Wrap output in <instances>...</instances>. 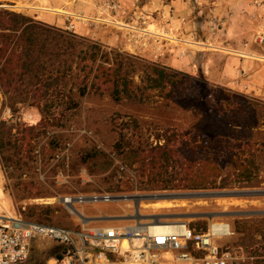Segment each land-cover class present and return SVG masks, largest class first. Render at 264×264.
I'll return each mask as SVG.
<instances>
[{
  "label": "rangeland",
  "instance_id": "obj_1",
  "mask_svg": "<svg viewBox=\"0 0 264 264\" xmlns=\"http://www.w3.org/2000/svg\"><path fill=\"white\" fill-rule=\"evenodd\" d=\"M119 2L121 7L117 14L126 25L120 28L123 29L121 33H117L116 30L119 28L114 26H104L102 29L93 27V31L89 28L92 27L90 25L81 29L79 24L78 29L73 31L66 28L68 21L63 13L69 11L93 15L95 10L90 0H0L1 12L7 10L32 16L44 23L76 33L80 37L99 42L107 48H116L164 65L171 72L186 79L181 87L175 89L172 99L153 95L145 102L128 99L115 101L109 95L89 94L80 97L77 88L73 87L72 82H68L64 92L50 93L47 99H40L47 122L58 117L60 119L58 125H38L43 114L41 108L31 104L36 97H32L27 91H20L27 102L16 104L21 96L13 88L7 91L0 81V122L12 121L28 126L34 125L37 126L35 132L38 133L33 153L35 160L30 161L28 166L7 167L0 158V188L3 190V198L0 200L1 212L22 215L38 222L42 219L41 223L78 230L82 217L77 212L72 213L63 204L61 201L63 196H91L104 193L142 196L164 192L264 190V110L258 123L241 125L231 122L221 110L223 104L226 111L234 115L229 110L228 103L240 101L245 104L254 101L264 106V43L256 41L257 34H264V0H119ZM56 9L64 12L56 13L54 11ZM151 13L158 26L163 29L167 27L171 32H175V36L164 34L166 36L160 37H172L169 38L170 43L174 49L178 48L175 51L173 48L164 50L161 54L155 55V60L144 55L151 42L149 32L151 28L145 22V14ZM158 16L160 18H157ZM7 19L8 16L4 17L5 21ZM152 29L157 32L156 28ZM176 33L180 36L184 34L183 40L186 41L180 42V36ZM113 34L122 39L124 46L106 42L105 36ZM154 42V46L158 45L160 49L163 46L168 47L160 40ZM125 46H128V50H125ZM180 48L184 50L185 55ZM164 61L168 64H163ZM136 78L138 79V76ZM71 88L74 89L73 96L79 102L75 109L67 108V97L62 95L64 93L68 95ZM129 116L140 121L142 125L140 139L150 144L164 143L163 135L166 132L175 133L179 144L186 143L188 134L191 133H204L213 139L221 136L247 142L251 146V151L247 153L254 154L259 163V175L250 184L237 183L222 189L143 190L145 184L142 181H146V178L140 175L139 163L133 162L126 154L114 151L121 131L135 143L136 137L133 133L136 129L126 124ZM55 139L59 142V147L51 152L50 141ZM95 148L102 150L107 156L97 161L83 162L82 155ZM221 164L224 180L234 178L227 157L222 158ZM41 190L50 191L52 196L38 195ZM171 201L172 203H166ZM136 202V199L88 202L84 205L77 204L76 209L88 217H120L91 221V225H131L136 223V219H129L126 216L129 212H132L130 214L136 212ZM138 202L142 215L221 211L261 212L216 215L213 220L230 223L233 234L220 238L218 242L227 244L237 251L242 257L237 264H264L263 194L177 199L140 197ZM156 202H162L167 208L155 206ZM142 203L149 206L144 207ZM186 220L196 229L208 226L211 221L208 217H189ZM253 223L260 225L261 230L248 228V224ZM35 243L27 264L40 259L46 262L47 259L44 258L47 249L60 245L43 238L36 240ZM42 251L46 253L42 254Z\"/></svg>",
  "mask_w": 264,
  "mask_h": 264
},
{
  "label": "trees",
  "instance_id": "obj_2",
  "mask_svg": "<svg viewBox=\"0 0 264 264\" xmlns=\"http://www.w3.org/2000/svg\"><path fill=\"white\" fill-rule=\"evenodd\" d=\"M0 26V81L7 91L13 88L21 96L16 104L27 102L20 91H27L36 97L31 104L41 108L43 114L38 125L60 123L58 117L47 122L40 99H47L50 93L64 92L68 82L77 88L80 97L109 95L115 101L128 99L138 102H145L153 95L172 99L175 89L186 82L184 77L164 65L116 48H107L29 15L0 11ZM73 90L71 88L68 95L62 94L67 97L69 109L79 106ZM228 105L234 115L228 113L223 104L221 110L238 125L258 123L264 110L263 105L254 101ZM126 124L136 129L133 133L135 143L121 131L114 151L126 154L133 162L139 163L140 175L146 178L142 181L145 184L143 190L222 189L237 183L250 184L259 175L260 166L255 155L247 153L251 151V146L240 139L221 136L213 139L204 133H191L186 143L179 144L175 133L166 132L164 143L150 144L141 141L142 125L137 118L129 116ZM36 129L37 126L20 122H0V158L5 166H28L30 161L35 160ZM50 145L51 152H54L59 142L55 139L50 141ZM106 156L105 152L95 148L85 152L82 161H97ZM224 157L228 158L235 175L230 180L223 177L221 160ZM37 194L52 196L50 191L43 190ZM40 222H43L42 219ZM253 224H248V228L261 230L260 225ZM64 249L63 245L49 248L44 258L46 262L40 259L29 264H47L50 259L61 257Z\"/></svg>",
  "mask_w": 264,
  "mask_h": 264
},
{
  "label": "built area",
  "instance_id": "obj_3",
  "mask_svg": "<svg viewBox=\"0 0 264 264\" xmlns=\"http://www.w3.org/2000/svg\"><path fill=\"white\" fill-rule=\"evenodd\" d=\"M90 2L95 10L93 15L63 13L69 31L76 29V21L96 28H122L125 25L117 14L121 7L119 0ZM256 41L264 43V34H257ZM115 198L114 194L104 193L63 196L61 201L73 213L71 208L77 211V204L109 202ZM90 223L89 217L83 214L81 227L75 230L1 212L0 264H24L30 257L32 244L42 238L65 247L61 257H55L47 264H237L242 260L237 251L218 242L220 238L233 234L228 222L211 219L209 225L201 229L191 227L186 219L171 220L160 216L149 219L139 216L131 225L98 226ZM164 223L171 224L172 229L158 232L153 229Z\"/></svg>",
  "mask_w": 264,
  "mask_h": 264
},
{
  "label": "water",
  "instance_id": "obj_4",
  "mask_svg": "<svg viewBox=\"0 0 264 264\" xmlns=\"http://www.w3.org/2000/svg\"><path fill=\"white\" fill-rule=\"evenodd\" d=\"M244 191H255L254 194H250V195H264V190H214V191H197V192H211V196L212 197H222V196H228V195H249V194H242L241 192ZM192 192H178V193H168V192H164V193H152V194H147V195H142V197L145 198H170L167 196H170L172 194H178V195H186ZM115 201H119V200H134L136 199V212L134 214H129L128 217L129 219H138V217L140 216L141 218L145 219H149L151 217V215H142L139 212V202L138 199L135 198L136 195L134 194H125V195H115ZM211 196H196V197H211ZM181 198V196H180ZM189 198V197H188ZM77 213L83 218V214L81 212H79L77 210ZM251 213H261V212H255V211H221V212H196V213H166V214H158V216L163 217V218H167V219H187L189 217L195 218V217H208V219H213L214 216L219 215H241V214H251ZM262 213H264V211H262ZM120 217H89L90 221H95V220H102V219H119Z\"/></svg>",
  "mask_w": 264,
  "mask_h": 264
},
{
  "label": "crops",
  "instance_id": "obj_5",
  "mask_svg": "<svg viewBox=\"0 0 264 264\" xmlns=\"http://www.w3.org/2000/svg\"><path fill=\"white\" fill-rule=\"evenodd\" d=\"M118 18H121L120 15L118 16ZM157 18H160V17L158 16ZM165 18H166V16H165ZM145 20H146L145 21L146 24L151 28L150 31H149L150 32V38H151L150 40H151V42H150L149 46L145 49L146 51H145V54H144L146 58H149L151 60H155V55L157 56V54H161V52H163L164 50H172L171 48H173V50L175 51V50L178 49L177 47H176L177 49L176 48L174 49V46L172 45V43H170L171 41H170L169 38H172V37H169V36H167L169 38L160 37V36H163L164 34H170V35L172 34L173 36H175V32L174 31L171 32L170 30L167 29V27H165L163 29V28H161V26H158V24H156L157 21L155 20V18L153 16V13L145 14ZM79 24L81 25V27H80L81 29H85L86 27H89V25H85L83 23L77 22L75 24L76 25V30L78 29V25ZM161 25H162V23H161ZM153 27L157 29L158 33L156 32V30L154 31V29H152ZM89 28L92 31L94 30L93 27H89ZM107 28H109V27H107ZM116 31H118L117 33H121V32H123V29L119 28ZM82 34H83V32H82ZM183 35L184 34H182L181 36L178 35V36H180V39H179L180 42L186 41V40H183L184 39ZM164 36H166V35H164ZM105 37H106V42L108 44H113V45H117V46H119V45L124 46L122 39H120V37L117 34H113V35H109V36H105ZM164 38H166V39H164ZM159 40H160V42L163 45H165V44L168 45V47L165 48L163 46L160 49L159 47H157L158 45L154 46V43H155L154 41L158 42ZM124 48H125V50H128V46H125ZM181 50H182V48H180V51ZM182 53L184 55L186 54L184 52V50H182ZM157 58H159V57H157ZM163 64H168V63L166 61H164ZM161 208H167V207L162 206ZM130 213H132V212H129L128 214H130ZM151 216H158V213H154ZM103 217H109V216H103Z\"/></svg>",
  "mask_w": 264,
  "mask_h": 264
},
{
  "label": "bare ground",
  "instance_id": "obj_6",
  "mask_svg": "<svg viewBox=\"0 0 264 264\" xmlns=\"http://www.w3.org/2000/svg\"><path fill=\"white\" fill-rule=\"evenodd\" d=\"M45 9V8H44ZM56 13L58 12H64L62 10H59V9H56L54 10ZM66 12V11H65ZM245 55V54H244ZM248 56V55H247ZM30 117V116H29ZM242 194H254L255 191H244V192H241ZM181 196V198H188V197H196V196H211V192H192V193H189V194H186V195H178V194H172L170 196H167V197H170V198H173V199H177ZM3 198V190L2 188H0V200H2ZM135 198H140V196H136ZM174 202V200H172ZM171 202H166V203H172ZM178 201V200H177ZM144 203V202H143ZM142 203V206L144 207H147L149 205L146 204H143ZM176 203V202H175ZM155 206H163L164 204H162V202H156V204H154ZM165 207V206H164ZM73 210V213L74 212H77L75 211L74 208H71ZM0 213H1V210H0ZM155 231H168L170 229H172V225L169 224V223H164V224H160V225H155V227L153 228ZM124 247L126 246V242H124Z\"/></svg>",
  "mask_w": 264,
  "mask_h": 264
}]
</instances>
